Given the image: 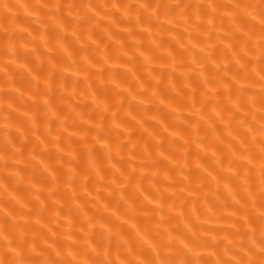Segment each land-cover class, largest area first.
<instances>
[{
	"label": "clouds",
	"instance_id": "obj_1",
	"mask_svg": "<svg viewBox=\"0 0 264 264\" xmlns=\"http://www.w3.org/2000/svg\"><path fill=\"white\" fill-rule=\"evenodd\" d=\"M105 17L111 19L105 21ZM97 31L105 47L101 50L97 44L93 53L102 52L100 59L105 63L111 59L110 45L118 57L132 61L140 56L146 61L147 79H137L130 86L138 89L137 95L164 84V76L152 67L156 58L173 61L168 70L173 82L177 69H192L181 75L175 97L196 115L211 116L204 136L197 122L195 142L211 138L214 148L220 146L207 158V174L186 166L165 176V188H176L174 193L160 188L154 178L149 195L159 199L161 206L143 223L138 220L141 205L136 203L141 194H122L118 205L132 201L123 207L127 220L107 229L86 209L70 204L49 209L41 199L43 190H37L33 177L24 171L46 151L44 145L53 136L55 143H61L60 125L66 130L70 121L91 119V113L77 116L75 105H63L64 111L55 116L48 110L59 108L52 102L56 95L52 76L59 71L54 63L60 51L57 46L64 45L67 66L87 70L65 42ZM118 35L127 39L116 43ZM128 41L134 49L131 55ZM197 43L205 47L197 48ZM82 52L86 55V49ZM45 63L49 82L43 87L18 67L35 69ZM97 78L103 80V74ZM210 86L218 90L209 92ZM127 91L114 92L102 110L93 109L99 123L90 126L79 141L90 147H72L80 155L68 159L57 150L63 175L49 180L54 188L48 199L70 190L71 200L89 185L100 189L117 183L114 176L112 184H105L103 173L133 143L129 133V139L120 144L121 151L112 152L127 122L153 139L145 127L150 116L147 106L134 113ZM39 96L48 99L40 103ZM18 109L30 115L14 120ZM13 124L15 130L10 127ZM65 142L72 144L71 137ZM26 144L31 145L27 156ZM164 144L163 139L154 143V150H162ZM97 145L102 160L96 155ZM225 168L226 174L209 180L213 172L223 173ZM206 185L208 192L203 196L185 195L200 192ZM169 201L173 209H180L178 214L164 208ZM65 207L64 214L72 216L66 226L61 221ZM226 209H231L228 216ZM202 219L227 223L210 227ZM0 264H264V0H0Z\"/></svg>",
	"mask_w": 264,
	"mask_h": 264
},
{
	"label": "bare ground",
	"instance_id": "obj_2",
	"mask_svg": "<svg viewBox=\"0 0 264 264\" xmlns=\"http://www.w3.org/2000/svg\"><path fill=\"white\" fill-rule=\"evenodd\" d=\"M104 19L107 21L111 17H105ZM122 39L126 40L127 38L118 35L116 43H120ZM102 40V34L97 31L85 34L79 40H74L70 37L65 42L68 51L75 52L79 59L87 64V70H78L77 68L67 66L63 58L65 55L62 51L64 45L57 46L60 51L55 53L54 63L59 66V71L52 76L56 89V95L52 97V102L58 105L59 108L49 109L48 114L55 116L57 111L63 112V105L67 104L77 106V116L81 112L84 114L91 113V119H84L83 122L78 120L74 124L70 121V127H67L66 130L60 125L61 129L64 130V137L61 143H55L56 137L53 136L44 145L46 151L36 157L32 167L25 168L24 171L33 177L36 189L43 190L41 199L47 203L49 209L65 204L73 205L82 211L86 209L87 214L95 215L96 223L100 227L107 229L112 223H123L127 220V217L123 214V207L124 204L130 205L132 201L126 199L123 204L118 205L117 201L122 194H141L140 200L136 203L141 205L138 209V220L140 223H143L144 218L150 216L154 208L161 206L159 199H154L152 195H149L151 192L149 185L153 183V179L155 178L159 182L160 188L164 189L167 193H174L177 191L176 188H165L163 183L165 176L174 175L177 169L186 166H190L192 170L200 168L207 174L210 171V169L206 168L207 158L214 151H219L220 146L214 148L211 138L205 143L195 142L197 122L200 125L199 134L200 136H204L205 129L212 124L211 116L196 115L188 107L179 104L175 97L177 86L181 83V75L191 72L192 69H177L174 77L175 82H173V79L168 78V70L171 68L173 61L171 59L156 58L152 67L156 69L158 76H164V84L159 89L149 87L148 93L144 96L137 95L138 89L135 87L130 88V86L134 85L137 79L142 77L147 79L145 76L146 61L140 56H137L132 61H129L127 57H118L110 45L108 50L111 59L105 63L100 59L102 52L93 53V48L97 44H99L101 50L104 49L105 43H102ZM224 43L226 44V42ZM195 47L202 48L205 45L197 43ZM82 49H86V55L82 52ZM219 50L218 48L217 51L219 52ZM127 51L129 55L134 51L131 41H128ZM168 51V49H165L164 53L166 54ZM44 59L47 62V55ZM18 67H23L25 73H31L32 76L40 80L42 87L48 84L49 70L47 63L35 69L31 65ZM208 71L211 72V68ZM98 73L103 74V80L97 78ZM197 73H199V68H197ZM126 90H129L126 94L134 113L143 112L144 108L142 106H147L150 116L147 119L145 127L148 129V133L152 134L153 139L149 140L148 136L140 129L127 122L125 125H122L124 134L116 142L112 148V152L118 153L121 151L120 144L129 139V133L132 134L133 143L124 148L122 154L114 161H111L105 167L103 173L107 177L105 184H112L114 176L118 177L117 183L112 184V187L100 189L89 185L87 189L81 188L76 193V198L71 200L69 199L70 190L68 192H58L56 196L48 199V193L54 188V185L49 184V180L52 177L63 175V169L60 168L63 160L58 158L57 150L62 152L64 159H68L80 155L78 152L71 151L72 147H90V144L80 145L79 141L88 134L87 129L90 126L99 123V118L93 109L99 107L102 110L106 104L112 101L114 92H125ZM217 90L213 86H210L208 89L209 92H216ZM153 93H156L154 100L151 98ZM26 95L28 94L26 93ZM61 96L63 99H58ZM47 99L48 97L46 96L38 97L40 103H43ZM154 104L159 105V108L154 107ZM28 115L30 113L18 109L13 114V119L23 120ZM123 116L124 113L121 114L122 118ZM59 119L63 121L64 116L61 115ZM10 127L15 130L17 125L13 124ZM68 137H71L72 144L65 142ZM162 139L165 141L164 148L162 150H154V143H158ZM137 141L139 143H136ZM173 143L175 147L169 148L168 145ZM30 149V144L24 145L23 151L26 156L30 152ZM96 155L101 160L103 159L100 145L96 146ZM33 167L35 171L32 170ZM12 171H15V169H9V172ZM228 171L225 168L223 173L218 174L213 172L209 180H213L218 175L223 176ZM81 183H83V179ZM21 191L23 190L21 189ZM207 192L208 187L206 185L200 192L187 191L185 195L187 197L203 196ZM163 206L174 214L180 212L179 208H172L171 201ZM67 210V207L63 208L61 214V221L65 226L72 219V216L64 214ZM230 212L231 209H226L224 215L228 216ZM33 220H35L34 217ZM200 222L206 226L217 228L227 223L224 220L205 221L203 219Z\"/></svg>",
	"mask_w": 264,
	"mask_h": 264
}]
</instances>
